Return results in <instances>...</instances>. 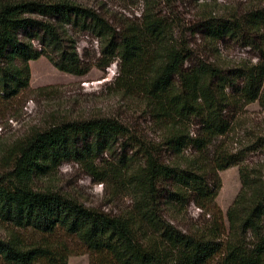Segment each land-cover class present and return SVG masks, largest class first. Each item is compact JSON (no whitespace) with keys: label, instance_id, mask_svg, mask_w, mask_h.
Returning <instances> with one entry per match:
<instances>
[{"label":"trees","instance_id":"obj_1","mask_svg":"<svg viewBox=\"0 0 264 264\" xmlns=\"http://www.w3.org/2000/svg\"><path fill=\"white\" fill-rule=\"evenodd\" d=\"M166 1L171 7L172 0ZM251 1L262 3V8L231 19L215 17L214 0L200 5L198 29L193 35L206 47L198 54L173 15L158 10L157 0H143L139 18L122 17L114 25L95 11L65 0H0V105L29 90V62L41 56L59 72L77 77L94 67L78 57L74 36L56 24L38 23L43 38L30 40L41 42L39 51L30 40L19 37L32 24L26 18L29 14L58 17L64 25L73 19L72 25L97 41L98 68L117 60L118 74L125 78L133 70L145 73L140 96L152 123L163 131L159 146L182 160L189 148L201 154L213 140L228 134L230 123L223 112L231 97L242 105L256 101L262 105L264 0ZM225 39L243 40L245 47L259 52L258 63L234 71L231 78L223 76L216 64L205 63L201 56L206 55V48L212 55L213 46ZM46 46L58 57L53 58ZM228 88L231 95L225 93ZM48 90L52 87L37 91ZM131 92V87L123 90L125 95ZM193 123L199 125L196 134L190 131ZM121 134L122 127L105 118L57 123L6 148L2 154L7 174L0 184V220L10 231L5 239L0 238L1 264H67L68 257L79 250L91 256L90 264H264V176L239 168L241 189L227 210L226 227L215 207L220 182L211 189L208 175L239 166V158L218 150L211 169L196 162H182V168L162 164L149 147V153L145 150L143 154V166L125 160L123 172L116 166L106 172L103 166L108 161L103 160L101 167L95 163L103 154L112 155L114 141ZM262 142L264 145V138ZM67 162L84 168L88 176L103 184L124 173L123 189L132 200L130 210L113 215L85 207L49 187H33L34 179L54 175ZM161 180L182 186L183 193H169L167 199L175 204L172 211L178 213L183 203L191 202L212 217L211 223L183 231L172 219L166 220L160 211ZM15 230H29L33 238L27 241ZM66 239L80 247L69 249Z\"/></svg>","mask_w":264,"mask_h":264},{"label":"rangeland","instance_id":"obj_2","mask_svg":"<svg viewBox=\"0 0 264 264\" xmlns=\"http://www.w3.org/2000/svg\"><path fill=\"white\" fill-rule=\"evenodd\" d=\"M25 1V0H2ZM44 3H53L62 0H35ZM83 8H88L109 19L110 23L117 24L118 20L125 17L130 20L139 18L143 6V0H65ZM211 0H172V6L168 7V1L157 0L158 10L173 15L181 25L188 41L193 43L198 54L204 52L203 42L199 36L193 35L199 24L198 15L201 13L200 5L212 3ZM213 6L217 11L215 17L231 19L241 18L248 10L263 6L262 3L251 0H214ZM30 20V26L19 33L21 40H30L32 37L42 39L43 34L38 29V23H53L68 31L74 36L75 50L78 57L89 62L94 67L82 77H77L59 72L45 56L36 61L29 62L30 82L29 90L22 93L10 103L0 105V184L5 180L7 169L2 161V154L8 146L27 135L42 131L54 124L76 123L92 119H110L122 127L111 150V156L103 154L96 161L98 167L103 166V160L108 165L103 170L110 171L109 167H119L123 172L122 161H128L133 166L144 165V152L149 153V147L154 151V157L164 165H181L183 163H197L204 168L213 167L214 155L222 150L228 155H234L242 162L239 166L230 167L224 171L212 172L208 175L209 187H214L217 180L220 182V191L215 200V207L221 212L224 225L227 227L226 213L232 205L241 189L239 168H244L259 177L264 176V83L262 89V105L256 101L248 105H242L236 97H231V104L223 114L229 121V132L226 136L212 141L208 150L197 154L191 148L184 152V159L177 158L170 150L160 145V137L163 131L155 126L149 116V110L143 102V82L145 73L138 69L132 71L126 78L118 74L117 60L112 61L106 68H98L101 63L97 41L83 32L78 26L64 25L58 17H48L37 13L26 16ZM31 45L37 51L42 47L38 40H30ZM196 46V47H195ZM46 51L58 57L46 46ZM206 48L204 62L216 64L222 71V75L231 78L234 71L250 68L259 61V52L245 47L243 40L225 39L213 46L211 54ZM206 57V58H205ZM19 64V63H17ZM239 80H236V84ZM238 85H241L238 83ZM43 87H52L46 92L37 90ZM125 87H131L132 92L124 94ZM123 89V90H122ZM225 93L231 95L228 88ZM199 125L193 123L190 126L191 133L197 132ZM77 147L80 140L76 139ZM119 161V162H118ZM183 162V163H182ZM125 174L116 175L115 178H107L104 184L87 175L86 170L76 164L67 162L60 165L54 175L38 177L33 181L35 189L49 187L61 195H65L85 207L99 209L113 215L122 214L132 205L131 197L124 192ZM181 185L174 181L161 180L160 211L166 220H173L180 230L202 228L210 224L212 217L202 214L193 203H183L178 213L172 211V204L167 198L170 192H182ZM187 197V196H185ZM179 207V206H177ZM216 210V209H215ZM173 217V218H172ZM10 227L0 220V238L7 237ZM24 236L27 241L33 238L29 230H15ZM69 249L79 246L72 239H66ZM80 247V246H79ZM76 251V250H74ZM67 259V264H90L91 256L84 250H79ZM1 264V261H0Z\"/></svg>","mask_w":264,"mask_h":264}]
</instances>
